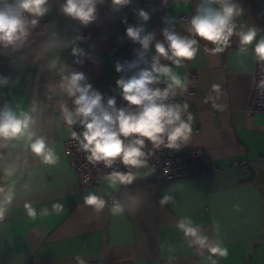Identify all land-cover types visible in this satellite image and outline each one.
<instances>
[{
	"label": "crops",
	"instance_id": "1",
	"mask_svg": "<svg viewBox=\"0 0 264 264\" xmlns=\"http://www.w3.org/2000/svg\"><path fill=\"white\" fill-rule=\"evenodd\" d=\"M107 1L89 0L92 19L84 22L64 11L67 0H46L42 15L23 13L18 39L0 42V114H28L32 134L0 137V264H264V112L247 111L255 48L264 40V0ZM15 3L0 0V11ZM225 4L240 9L229 22L228 46L194 36L192 19ZM137 26L152 70L169 67L184 82L176 92L189 95L193 107L184 141L206 150L209 170L156 183L152 167L126 166L131 182L113 185L106 177L82 190L65 148L69 125L62 106L74 114L79 96L69 95L70 78L83 75L78 85L107 99L112 85L128 81L125 57L139 48L128 29ZM249 30L256 36L242 45L239 33ZM166 32L196 39L195 57L177 67L161 56L156 45L168 50ZM163 79L169 80L159 75ZM37 138L52 150L54 163L32 152ZM89 194L103 206L87 204ZM181 223L205 244L186 235ZM217 246L220 252L209 251Z\"/></svg>",
	"mask_w": 264,
	"mask_h": 264
},
{
	"label": "clouds",
	"instance_id": "2",
	"mask_svg": "<svg viewBox=\"0 0 264 264\" xmlns=\"http://www.w3.org/2000/svg\"><path fill=\"white\" fill-rule=\"evenodd\" d=\"M46 0H16L12 6L6 7L0 11V42H12L19 37L17 32L23 34L24 20L22 15L24 12L35 15H42L47 9L43 7ZM116 3L126 2V0H115ZM64 11L73 16L78 17L84 22L92 19L93 8L89 6V0L77 2V0H67ZM240 9L235 5L225 4L221 10L217 11L208 8L203 15H198L191 21L190 31L194 36L212 44L223 43L228 46L230 37L233 35V27L229 26V22L233 15H238ZM140 15L147 20L148 16L144 12ZM36 23L35 20L32 21ZM169 42L168 50L163 44L156 45V51L169 60H174L177 67H180L181 60H191L195 57L198 43L196 39H188L178 37L174 34L165 33ZM240 43L242 45L250 44L256 36L255 30H249L246 33H239ZM128 36L133 39H139V31L128 29ZM145 48L148 46V39L142 41ZM169 51L171 55H169ZM256 54L264 59V40H261L255 48ZM119 70V69H118ZM157 73L158 75H153ZM159 75L168 77L170 83L168 87L161 91L160 89H151L149 85L157 82ZM81 74H73L68 85V93L70 96H79L74 100V104L78 107L75 114L69 112L67 106H62L65 113V120L68 125L76 123L75 117H80V123L84 125L85 131L82 133L83 140L81 146L85 152L90 153L88 159L95 161H104L106 166H111V162L119 159L126 166L138 167L146 164L145 152L142 149L145 146V140L151 141L154 145L164 143L162 134H167V147H177V141L186 139L191 132V126L181 119L179 105L167 106L162 102L167 98L170 91L176 88H183L182 79L172 72L169 67H159L153 65L152 72L145 71L139 78L131 80L118 81V86L123 90V99L130 106H138L139 112H126L125 109L116 110L114 108L115 101H108L109 108L112 112L101 107V96L97 93L88 94V87L81 88L78 82L83 80ZM187 108V105H184ZM99 110V114H97ZM191 117H189L190 119ZM31 117L28 114H22L17 117L10 111L0 114V137L9 138L20 135H27L31 139L29 133V125ZM76 137V133H72ZM135 139H125L129 137ZM125 138V139H122ZM32 152L41 156L46 163H54L53 153L46 146L43 138H37L30 145ZM110 184L119 182H131L134 179L132 173L113 172L107 177ZM165 197L164 203L167 201ZM85 201L89 205L103 206L104 201L100 200L96 195L89 194ZM185 231L186 235L197 236V230L188 227L185 223L178 225ZM197 240L201 245L205 244L206 238L197 236ZM213 254L220 252L219 247L209 248Z\"/></svg>",
	"mask_w": 264,
	"mask_h": 264
},
{
	"label": "built area",
	"instance_id": "3",
	"mask_svg": "<svg viewBox=\"0 0 264 264\" xmlns=\"http://www.w3.org/2000/svg\"><path fill=\"white\" fill-rule=\"evenodd\" d=\"M109 3V0L107 1ZM135 30L139 31V39H134V42L139 48H132L125 57L124 76L126 80L132 78H139L145 71L152 72V60L141 49L140 29L137 26ZM88 52L80 53L75 56V62L79 63L88 56ZM178 58H173L174 61ZM169 80L163 79L149 85L151 89H160L163 91L168 87ZM112 99L115 101L114 108L118 111L125 109L126 112H139L138 106H130L127 101L123 99V90L114 85L111 86L110 94L107 99L100 101L101 107L109 112L108 101ZM162 102L167 106L179 105L181 108V119L185 122L193 113L192 101L189 95H182L174 91H170L169 95ZM187 105V108H184ZM250 113L264 112V59L257 55L255 81L247 107ZM75 114V111H74ZM99 114V110H97ZM76 123L69 125V135L65 139V148L68 158V163L76 172L80 189L84 190L89 187H98L102 180L108 177L113 172L124 173L126 165L122 164L119 159L111 162V166H106L104 161L89 160L90 153L85 152L81 146L83 140L82 133L86 130L84 125L80 123V117H75ZM76 133L73 137L72 133ZM164 143L154 145L151 141L145 140V146L142 151L145 152L144 159L145 166L154 169V181L156 183H164L176 179L187 178L203 174L209 170L205 163L206 150L200 147H189L183 140H178L177 147H167V134H162ZM136 137L123 138L125 143L130 139ZM246 167V166H245ZM113 204L119 203V193H114L111 196Z\"/></svg>",
	"mask_w": 264,
	"mask_h": 264
}]
</instances>
